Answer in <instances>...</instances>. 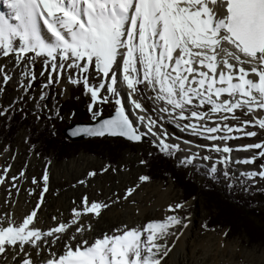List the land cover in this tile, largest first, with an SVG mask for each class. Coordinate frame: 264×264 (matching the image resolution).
I'll use <instances>...</instances> for the list:
<instances>
[{
	"label": "snow or ice",
	"instance_id": "snow-or-ice-1",
	"mask_svg": "<svg viewBox=\"0 0 264 264\" xmlns=\"http://www.w3.org/2000/svg\"><path fill=\"white\" fill-rule=\"evenodd\" d=\"M0 2L9 9L7 14L0 12V57L14 55L17 66L27 62L21 73L30 77L26 91L35 80V74L28 66H34L37 58H43L41 76L48 73L44 88L59 83L65 71L75 70V78L70 74L69 82L82 83L85 92L90 94L89 111L93 119L102 115L95 110L96 104L112 101L116 105L110 118L101 120L94 127L75 128L73 136L107 134L139 141L151 134L159 141L162 152L173 155L179 145L166 142L167 132L154 131L157 126L163 128L162 124L158 125L151 116L134 112L147 129V132H140L127 114L118 85L129 90L128 99L133 109L145 112L143 105L133 98L139 91L138 86L144 83L155 93L156 101L164 102L165 106L159 111L166 113L168 120L175 122L181 131H191L194 136L228 141L240 138L229 135L233 132L247 137L257 135L254 131L246 132L244 126L264 129V117L245 120L243 126L226 123L230 117L237 119V110L246 109V115L264 110V0ZM92 70L99 79L98 85L90 83ZM0 73H3V83L7 84L11 77L3 67H0ZM45 98L46 93H42L41 100ZM214 115L225 123L214 121L213 127L204 123L212 120ZM180 121L188 123L180 124ZM222 131L224 135H217ZM250 149L261 150L258 156L264 157V142L243 145L236 150ZM211 150L217 153L233 151L226 144L223 147L212 144ZM195 158L187 157L181 164H191ZM257 158L253 156L236 163L253 164ZM230 160V156H222L219 163L227 167ZM216 171L213 164L210 172L215 174ZM224 175H228L227 171ZM241 176L249 180L257 176L264 179V165L258 172H244ZM139 179L147 181L149 177ZM43 180L45 186L36 209L19 223L8 214L0 220V257L11 256L14 264H162L168 256L171 249L160 241L169 235L174 225L181 223L172 215L164 220H151L142 227L116 229L114 234L105 233L94 242L82 239L74 247L72 241H76V236L73 235L63 243L62 254L52 251V245L62 242L63 234L71 225L79 223L81 215L93 213L99 216L107 205L101 202L89 204L88 198L84 197L83 210L74 208L70 223L60 222L42 230L36 227V218L47 191V170ZM33 183H37L35 178ZM134 190L128 189L126 198ZM182 206L169 205L168 210L175 211ZM52 219L56 220V217ZM76 232H83V228L77 227ZM49 237L52 238L50 243ZM29 247L35 250L36 259L28 251ZM46 247L49 255L43 259Z\"/></svg>",
	"mask_w": 264,
	"mask_h": 264
},
{
	"label": "rangeland",
	"instance_id": "rangeland-1",
	"mask_svg": "<svg viewBox=\"0 0 264 264\" xmlns=\"http://www.w3.org/2000/svg\"><path fill=\"white\" fill-rule=\"evenodd\" d=\"M1 9H5L2 2H0ZM26 63L25 61L17 66L14 55L0 57V67H3L4 72L11 77L9 82L4 84L3 73H0V112H4L3 115H0V177L3 178V182L0 183V220L7 213H10L12 217V210L16 202L19 203L20 210H23L24 217L36 209L45 186L43 180L45 170L48 174L47 191L44 193L43 202L36 218V227L42 230L54 227L60 222H69L73 218L74 208L83 210L84 197L88 198L89 204L91 202L106 204L107 207L101 210L103 214L109 206H120L126 199L127 190L130 188L135 189L131 194L136 191L153 196L155 195L153 191L155 187L160 186L161 190L170 191L171 200L175 205H183L179 208L180 213L186 215L197 213V217L193 222L195 241L209 237L212 240L214 249L218 244L217 238H222L224 242L236 246L233 254L234 260H238L242 264H264V246L248 244L245 238L233 235L226 227L213 225L211 221L213 211L206 209V201L202 196L185 199L180 189L170 178H151L145 172L146 168L143 160L150 155V151L162 152L156 137L146 138L138 143L105 137L86 139L79 142L66 140L71 146H75V152H66L65 157L63 156V158L55 161L49 157L48 153L41 154L39 150H31L30 143L27 142L28 133L25 127H20L10 135L6 129V115L15 118L19 115L25 116V118H29L27 122L30 123L31 120L34 123H39L38 121L42 120L49 121L53 129L59 128L60 130L73 121L94 120L92 112L89 111V105L92 103L90 94L85 92L82 83L76 85L69 82L68 77L70 74L75 78V70H72L71 73L65 71L59 83H53L44 88L43 85L48 80V73L45 72L41 76V72L44 71L43 58H37L34 66H28L34 72L35 80L32 81L31 88L26 91L25 88L30 77L21 75L25 71ZM49 71H51L50 68ZM89 75L90 83L98 85L99 79L95 71L92 70ZM121 87L122 85H118L119 92ZM138 88L139 91L135 95L146 110L143 115L151 116L158 121V125H163V128L155 127L154 131L161 134L167 132L166 142L179 145V150L173 155L164 152L165 155L169 156L167 159L178 171L185 174L187 178L192 179L197 186H202L205 183H212L217 188L223 187L224 189L227 186H233L235 188L232 190L235 194L244 196L250 193L264 204V179L257 176L253 180H249L241 176V173L244 172H258L261 170V165H264V157L258 156L261 150H236L243 145L264 142V129L258 126H244L246 132L254 131L257 135L247 137L243 133L233 132L229 135L240 138L228 141H210L194 136L191 131H181L175 122L168 120L166 113L159 111L161 107L165 106L164 102L154 99L155 93L149 92L146 83L139 85ZM42 93H46V98L43 100H41ZM103 94L107 95V92L104 91ZM115 107L114 102L110 101L104 104H96L95 110L102 112V115H107ZM154 109L156 110L154 111ZM203 110L206 111L207 108ZM246 111V109L237 110L235 112L237 119L230 117L226 123L230 126H243L245 120L252 121L254 117L264 116V110L248 115L245 114ZM214 121L221 124L225 123V121L219 120L217 115H214L212 120L204 121V123L213 127L215 126ZM179 123L184 124L188 121H180ZM217 135H224V132L217 133ZM185 141H190V143H185ZM212 144L221 147L226 144L233 151L231 153H217L211 150ZM93 145H100L101 149L97 148L98 151L90 150L95 149L92 148ZM192 156L196 158L191 164H181V161L185 158ZM205 156L211 157V159H203ZM222 156L231 157L227 167L219 163ZM253 156L258 157L253 164L236 163L238 160ZM213 164L217 168L215 174L210 172ZM6 168L8 169L7 172L4 171ZM225 171L228 173L227 176L224 175ZM21 172H23L22 176ZM89 173H95V175L90 176ZM141 176H147L151 179L141 181L139 179ZM13 177H16V179L13 180ZM33 178L36 179L37 183H33ZM67 203L72 205L71 210L67 207ZM42 209L57 210L56 218L58 217L59 221L56 220L45 225V227L42 226L40 223ZM19 216L15 218L18 223L22 222L24 218L21 217L20 220ZM79 218H81L79 227L85 228L94 222L97 215L88 213L81 215Z\"/></svg>",
	"mask_w": 264,
	"mask_h": 264
},
{
	"label": "bare ground",
	"instance_id": "bare-ground-1",
	"mask_svg": "<svg viewBox=\"0 0 264 264\" xmlns=\"http://www.w3.org/2000/svg\"><path fill=\"white\" fill-rule=\"evenodd\" d=\"M5 9H1L0 12L7 14L9 9L6 6ZM147 89L150 93L153 92L148 85ZM128 91L123 85L120 88L121 99L126 107L127 114L132 120L133 125L139 127L140 132H147V129L137 120V115H143V112L133 109L128 99ZM133 98L137 100L135 94ZM134 112L137 115H134ZM144 137L152 139L154 136L147 134ZM153 191L155 193L153 196L135 191L120 206H109L103 214L101 213L97 216L94 222L85 228L83 227V232L81 233L76 232V228L79 227L81 222V218H79V223L71 225L69 230L63 234L62 242L52 245V251L62 254L63 243L67 242L73 235L76 236V241H72L74 247L75 243L82 239L94 242L96 238H102L105 233L109 235L114 234V230L116 229L123 230L125 226L128 228L142 227L151 220H164L165 217L172 215L178 217L181 223L174 225L170 229L169 235L160 241L161 244L171 249L168 256L162 261V264H242L233 258L236 246L224 242L222 238H217L218 244L214 249L212 240L209 237L195 241L193 222L197 217V213L186 215L180 213L179 209L169 211V205H175L171 200L170 191L161 190L160 186H156ZM66 205L71 210L72 205L69 203ZM20 209L19 203L16 202L12 210V217L14 219L19 215H22V218L24 217V212ZM56 214H58L57 210L42 209L40 217L42 226L45 227L49 223L55 222L56 220L59 221L58 217L56 220L52 219L53 216L56 217ZM8 215L10 216V213ZM21 217L19 218L20 220ZM72 219L67 223H70ZM47 239L49 243L52 240L51 237ZM28 251L36 259L35 250L29 247ZM48 255L49 253L46 247L42 253V258H48ZM0 264H14V262L11 256L7 258L0 257Z\"/></svg>",
	"mask_w": 264,
	"mask_h": 264
},
{
	"label": "trees",
	"instance_id": "trees-1",
	"mask_svg": "<svg viewBox=\"0 0 264 264\" xmlns=\"http://www.w3.org/2000/svg\"><path fill=\"white\" fill-rule=\"evenodd\" d=\"M27 119L29 118L21 115L17 118L6 115V129L10 135L20 127H25L28 133L27 142L30 143L31 150H39L41 154L48 153L49 157L55 161L65 157L66 152H75V146H71L59 134V128L53 129L49 121L42 120L34 123L30 119V123ZM92 148H95L90 149L92 151H98L97 148L101 149L100 145ZM149 154L143 162L145 172L151 178H170L185 199L202 196L206 201V209L213 211L211 213L213 225L226 227L233 235L245 238L248 244L264 246V204L256 197L250 193L244 196L237 195L232 190L235 188L233 186H225V189L217 188L212 183L197 186L192 179L187 178L174 167L167 159L169 156L164 152L150 151ZM242 185L245 188L244 184Z\"/></svg>",
	"mask_w": 264,
	"mask_h": 264
},
{
	"label": "water",
	"instance_id": "water-1",
	"mask_svg": "<svg viewBox=\"0 0 264 264\" xmlns=\"http://www.w3.org/2000/svg\"><path fill=\"white\" fill-rule=\"evenodd\" d=\"M114 110L115 108L107 115H102L99 117H96L94 120L92 121H73L68 123L67 125L63 126L60 130V134L69 142H79L82 140H86V139H93V138H100V137H105V138H111V139H120L129 143H138L141 142L143 140H145L146 138L143 136L141 140L139 141H132L129 140L125 137H120V136H110V135H104V136H88V135H78V136H73L72 135V131L75 128L78 127H94L96 126L101 120L103 119H107L110 118L112 115H114Z\"/></svg>",
	"mask_w": 264,
	"mask_h": 264
}]
</instances>
